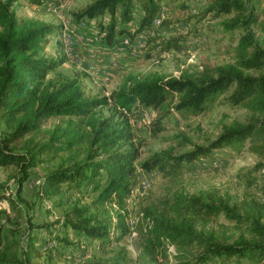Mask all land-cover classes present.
<instances>
[{"label": "trees", "instance_id": "1", "mask_svg": "<svg viewBox=\"0 0 264 264\" xmlns=\"http://www.w3.org/2000/svg\"><path fill=\"white\" fill-rule=\"evenodd\" d=\"M21 1L56 9L62 0H0V120L5 124L0 167L13 168L8 180L16 184L14 189L3 184L0 202H12L22 214L20 206L29 204L24 185L31 170L49 163L33 191L32 207L45 202L53 220L29 223L41 227L46 237L0 221V264H118L128 251L112 246L133 231L136 259L143 264H164L171 255L175 264H264V0H209L197 15L199 20L226 17L222 25L228 32L243 29L234 61L169 78L158 73L127 76L111 97L87 95L79 73L62 69L69 59L61 39L63 25L21 15ZM165 1L95 0L73 16L77 22L96 21L103 43L113 44L129 31L136 11L142 14L135 32L150 28ZM107 14L109 23L103 20ZM151 38L161 51L180 48L184 39ZM53 40L54 50L47 52ZM110 104L130 115L142 107L156 110L149 124L155 135L172 112L199 116L211 106L229 104L245 108L248 116L223 125L219 136L206 138V144L193 143L185 134L165 136L176 146L136 163L139 151L129 128L119 129L98 115L99 108ZM53 118L59 122L49 126ZM127 143L128 148L123 146ZM226 148L246 149L260 158L248 173V183L262 200L249 191L233 202L215 189L168 187L142 205V224L134 230L128 200L138 183V167L173 180L185 164L214 159ZM222 217L232 230L220 223ZM169 245L175 252H169Z\"/></svg>", "mask_w": 264, "mask_h": 264}, {"label": "rangeland", "instance_id": "2", "mask_svg": "<svg viewBox=\"0 0 264 264\" xmlns=\"http://www.w3.org/2000/svg\"><path fill=\"white\" fill-rule=\"evenodd\" d=\"M94 1L62 0L61 6L56 9L32 6L21 1L18 7L21 15L50 24L63 25L61 39L69 59L62 69L72 75L79 73L84 90L89 96L111 97L127 76L143 78L158 73L169 78L181 76L183 71L201 72L208 65L232 62L235 59L234 47L243 34V29L225 31L222 22L226 17L214 19L212 15H207L199 20L197 15L207 8L209 0H167L150 28L135 32L142 14L136 11L134 20L128 25L129 31L122 36H116L113 44L106 43L104 47V40L95 27L97 22L89 23L85 19L77 22L73 16L74 10ZM118 19L120 20V17ZM103 20L109 23L110 15H105ZM253 29L257 30L255 27ZM178 35L184 37L180 48L169 51H161L156 45L157 41H152L151 38ZM54 46L53 40L47 52L52 53ZM247 114L245 108L229 104L211 106L199 116L187 117L179 112H172L163 120L164 130L155 135L149 124L156 118L157 112L151 107H142L133 115L116 109L112 104L98 109L101 119H107L119 129L129 128L134 145L139 151L136 163L154 152L167 149L171 145L176 146L174 140H165V136L185 134L193 143L206 144V138L215 139L219 136L223 125L236 120L244 121ZM58 122L59 119L53 118L49 126ZM4 128L5 124L0 120V133ZM128 142H131V139ZM123 146L128 148L130 143ZM220 152H223L222 155L214 159H200L185 164L183 171L173 180H164L156 171H146L138 167V183L128 200L134 230L142 224V205L153 202L158 196L163 195L168 187L188 192L215 189L229 194L233 202L242 200L245 192L249 191L262 200L263 196L256 186L248 183V173L261 161L260 158L246 149L237 152L226 148ZM50 166L51 164L46 163L31 170L30 179L24 185V197L29 204L20 206L22 214L15 210L12 202H0V221L5 222L7 226L21 225L30 228L31 234L48 236L41 227H30L29 223L31 221L32 224L39 225L53 220V217L47 215L45 202L32 207L33 191L43 180ZM12 170V167H0V192L2 190L4 192L3 184H8L12 189L16 187L13 179L8 180ZM256 174L259 173L253 172V175ZM220 223L232 230V225L223 217ZM214 227H217V224H214ZM117 236L118 230L115 229L113 237ZM136 242L133 235H127L114 242L113 250L125 248L128 251L124 258L120 257L118 264H143L136 259L138 256ZM97 247L98 243L95 245V248ZM171 257L164 264H175V258L172 255Z\"/></svg>", "mask_w": 264, "mask_h": 264}, {"label": "built area", "instance_id": "3", "mask_svg": "<svg viewBox=\"0 0 264 264\" xmlns=\"http://www.w3.org/2000/svg\"><path fill=\"white\" fill-rule=\"evenodd\" d=\"M127 41H128V40H127ZM136 234H137L136 231H133V232H132V235H133V236H136ZM169 252H171V253H172V252H175V247H174V245H169Z\"/></svg>", "mask_w": 264, "mask_h": 264}, {"label": "crops", "instance_id": "4", "mask_svg": "<svg viewBox=\"0 0 264 264\" xmlns=\"http://www.w3.org/2000/svg\"><path fill=\"white\" fill-rule=\"evenodd\" d=\"M106 43H103V46L105 47Z\"/></svg>", "mask_w": 264, "mask_h": 264}]
</instances>
